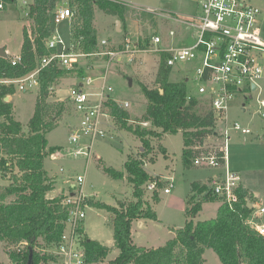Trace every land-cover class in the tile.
<instances>
[{"label": "trees", "instance_id": "1", "mask_svg": "<svg viewBox=\"0 0 264 264\" xmlns=\"http://www.w3.org/2000/svg\"><path fill=\"white\" fill-rule=\"evenodd\" d=\"M13 1L4 0V5ZM50 2L31 0L28 4L26 15L32 21L36 37H29L24 27L19 52L21 62L12 65L8 57L0 56V77L18 78L27 74L37 65L39 57L47 53L43 40L48 36ZM68 5L75 12L69 24L68 40L72 50L82 53L99 49L93 22L95 8L120 17L131 11L125 4L113 0H68ZM149 39L148 36L139 37L138 43L146 47ZM166 56L167 53H160L154 80L156 87L141 84L147 105L134 127L128 124L129 112L114 101L110 103L115 121L122 129L139 138L144 148L141 157H128L123 165L135 201L127 205L120 203L119 206L100 201L90 203L112 214L113 243L118 253L110 263L203 264L204 249L211 248L222 264H264V235L246 223L252 209L244 197L253 194L242 188L238 190L239 201L233 209L221 203L215 217L194 222L203 202L219 198L211 192L209 183L193 181L192 194L186 201L184 225L177 229L173 238L157 247L139 246L132 241L134 219H156L155 211L142 197L143 186L153 179L157 180L159 188L163 184L158 176H151L144 168V159L151 149V138L180 130L183 137L182 165L191 168L194 166L193 159L206 151L204 139L214 134L216 117L207 101L203 100L201 106L197 97L187 98L186 79L169 80L171 67L166 64ZM70 74L79 78L86 73L77 65L69 69L55 64L40 71L34 111L26 130L14 118L11 102L4 100L6 95L14 93L13 86L0 85V117H3L0 120V173L11 180L9 185L0 189V241L7 247L10 264H49L56 257L41 252L37 247L55 246L66 228L70 205L64 203L65 194L46 195L53 183L44 168V159L56 148L48 147L46 135L56 126V116L64 111L62 103H55L52 107L46 98L53 84ZM140 122H149L151 127L140 126ZM219 161L224 163V159ZM103 170L113 178L124 176L123 171L111 167L105 166ZM152 192L153 200L157 201V191ZM260 219L257 221L261 222ZM82 243L83 264H97L110 252L109 246L87 236ZM12 246L18 247L15 249Z\"/></svg>", "mask_w": 264, "mask_h": 264}, {"label": "rangeland", "instance_id": "2", "mask_svg": "<svg viewBox=\"0 0 264 264\" xmlns=\"http://www.w3.org/2000/svg\"><path fill=\"white\" fill-rule=\"evenodd\" d=\"M26 1V2H23ZM125 4L129 10L122 17L117 14H107L99 8L94 10L95 38L97 44L105 39L107 44L103 48H119L125 38L136 42L139 37H150L159 34L162 38L160 47H178L190 45L194 42L192 30H187L186 25L173 19L163 17L161 14L175 15L179 19L199 12V8L194 0H113ZM31 0H14L6 3L0 9V44L5 45L7 54H17L20 51L23 29L27 31L29 37L36 35V30L32 26V21L27 18V6ZM256 5L261 13L259 20L260 36H264V0H249ZM63 6H68V0H51L49 19L52 14ZM152 12H149V11ZM147 15V16H146ZM150 15V16H149ZM75 17V12L74 16ZM71 18V19H72ZM120 22L119 31L116 30V21ZM68 21H63L56 26V32L68 41L69 37ZM262 30V34H261ZM36 37V36H35ZM148 44L146 47H148ZM3 46V45H2ZM1 46V47H2ZM100 47V46H98ZM160 53L141 52L134 56L131 62H110L108 68L107 82L113 88L112 95L119 102L126 101L128 106L125 109L130 114L128 124L131 127L136 125V120L145 112L147 99L142 93L141 84L153 88L156 87L154 80L159 63ZM98 58L81 57L78 66L83 68L86 74L97 72L98 66L90 67L97 62ZM104 61L101 64V72L104 70ZM196 61H178L170 71L169 80H186V89L190 94H197V81L194 80V68ZM131 79V85L128 83ZM79 78L73 74L60 78L51 88V93L46 98V102L52 107L55 103H62L64 111L60 116H56L55 127L47 133V143L56 146L44 159V168L52 180L53 187L47 191V196H57L68 192L79 190L77 175H84L82 182L81 209L85 212V217L79 223L81 242L84 236L95 239L110 247L107 256L97 264H111L110 261L117 253L118 249L113 243L112 214L106 209L90 204L100 201L108 205L119 206L135 201L132 195V186L126 179L124 162L128 157L139 158L144 151L142 142L134 134L126 129H122L118 122L114 123L107 135L94 140L93 156L86 159L84 155L68 154L74 147L68 140L70 124L73 122V109L67 100L69 88L76 83ZM99 82V81H97ZM14 88V93L10 95L12 113L24 129H28L27 123L34 111V103L38 91V84L33 85L28 90ZM260 90L252 92L251 96L243 97L239 93L228 102L227 125L233 121H238L242 127H248L251 132L243 134L240 130L230 128L228 130L229 139L226 143V165L230 169L237 170L241 179L248 184L250 190L257 197L258 206L264 208V118L259 111V100L264 99V83H260ZM203 105L202 98H198ZM244 104V106L242 105ZM54 114V110L52 111ZM51 115V114H49ZM3 117H0L2 120ZM112 121V122H113ZM224 119H217L214 131L223 129ZM140 126L149 128V122H140ZM88 138H83V145L89 144ZM221 136L209 135L204 139L203 147L220 145ZM75 148V147H74ZM183 148V137L181 131L176 133H163L161 137L151 138V149L144 160L148 162L152 156H156L155 161L148 162L146 169L150 174H162L163 176L172 174L173 186L169 192L165 193L163 188L168 186V182H163L158 189L159 199L153 201V192L143 186V199L154 202L152 208L155 211L156 219H134L131 225V237L134 244L146 247H157L172 238L177 229L182 227L185 221V191L192 175L201 176L206 181L211 173L223 170L220 168H202L193 166L184 168L181 160ZM167 149V155L164 156ZM56 151L61 154L54 156ZM153 159V158H152ZM145 164V163H144ZM111 167L123 171L122 178H113L103 167ZM168 179V178H167ZM165 180V179H164ZM163 181V180H162ZM9 177H2L0 173V189L9 185ZM73 185V187H71ZM10 199V198H9ZM218 202L209 200L202 204V209L195 217L197 220L210 219L215 216ZM261 222L264 223V213L261 215ZM23 245H20L22 247ZM18 246H12L17 248ZM6 245L0 241V262L10 264L7 255ZM38 250L51 253L56 257V245L52 247L40 248ZM203 264H222L218 255L211 249L205 248L203 252ZM49 264H58L57 257Z\"/></svg>", "mask_w": 264, "mask_h": 264}, {"label": "built area", "instance_id": "3", "mask_svg": "<svg viewBox=\"0 0 264 264\" xmlns=\"http://www.w3.org/2000/svg\"><path fill=\"white\" fill-rule=\"evenodd\" d=\"M194 1L199 12L188 18L179 19L174 14H161L165 18L185 24L187 30H192L194 36L192 44L160 47L161 36L153 34L150 36L148 47L140 46L138 40L132 42L125 38L119 48H103L107 41L101 39L99 49L91 53L72 50L71 42L56 32L58 24L63 21L70 22L74 15L68 6L58 8L48 22V36L43 40L47 53L39 57L37 65L27 74L18 78L0 77V85H12L26 91L38 84L40 71L48 65L55 64L70 69L78 64L81 57L98 58L99 64L96 62L90 64V67L92 70L94 66H98L100 70L79 77L67 94V100L73 109V122L70 124L68 140L75 147L71 151L67 150V153L84 155L89 159L93 156L94 140L105 137L114 123L115 118L110 112L111 101L124 109L128 106L126 101L119 102L112 95L113 88L107 82L110 62H131L134 56L141 52L167 53L166 64L171 68L178 61H196L194 80L197 81V94L187 93V98L197 97L207 101L216 121L224 119L225 124L223 129H219V133L214 131L216 137H222V143L206 147L202 155L193 159V165L202 168H223L222 173L210 179L209 186L220 203H226L233 209L239 201L238 190L242 185L239 172L227 167L225 162L228 130L230 128L240 130L243 134L250 133L251 130L242 127L238 121L227 125L228 102L239 93L248 94L243 95L245 98L251 96L252 92L261 89L260 83H264V39L260 36L258 24L260 9L249 0ZM3 7L4 0H0V9ZM8 59L12 65L21 62L19 53L8 56ZM103 61L104 70L100 74ZM259 103L260 107L264 108V99H260ZM242 105L244 106L243 103ZM259 113L264 118V110L261 109ZM83 138H88L89 144L83 145L81 143ZM61 153L56 151L53 155ZM220 159H224V163H221ZM83 180L84 175H77L79 190L68 192L64 198V203L70 205V211L66 228L59 243L56 244L58 264L84 263V248L79 232V223L85 217V212L80 207L84 197ZM167 180L168 186L163 188L165 193L173 186V179ZM146 188L157 191L159 189L157 180L147 182ZM244 199L252 209L246 223L252 225L260 235H264V223L257 221L264 213V208L254 209L259 204L254 194L246 195Z\"/></svg>", "mask_w": 264, "mask_h": 264}, {"label": "crops", "instance_id": "4", "mask_svg": "<svg viewBox=\"0 0 264 264\" xmlns=\"http://www.w3.org/2000/svg\"><path fill=\"white\" fill-rule=\"evenodd\" d=\"M260 13H261V11H260ZM261 19H263L264 20V16L261 18ZM259 20H260V14H259V19H258V23H259ZM261 34H262V30H261ZM263 39H264V36H263ZM3 45V46H2ZM3 47L4 48V50H5V45L4 44H0V47ZM21 48V47H20ZM5 52H6V55H7V57L8 56H10V54H7V50H5ZM20 52V51H19ZM18 54V53H17ZM11 55H14V54H11ZM78 81V80H77ZM76 81V82H77ZM10 95H12V94H8V95H6L5 97H7V99H5V97H4V100L5 101H10V99H11V97H10ZM116 98V97H115ZM11 102V101H10ZM17 120V119H16ZM24 128V127H23ZM24 130H26V129H24ZM219 131L220 130H216L215 129V132H217V133H219ZM53 146V145H52ZM48 147H50V145H48ZM150 155V154H149ZM151 156V155H150ZM164 156L166 157V156H168L167 155V149H166V152H165V154H164ZM155 159H156V156L154 155L153 156V159H151V160H149L148 162H153V161H155ZM148 162H146V160H144V168L146 167V165L148 164ZM145 170L148 172V170L145 168ZM237 171V170H236ZM149 173V172H148ZM220 173H222V170L221 171H216V172H213V173H211V175H209L208 176V178H207V180L206 181H204V180H202V178H201V176H193L192 175V178H190V180H189V182H188V185H187V189H186V191H185V205H186V201H187V199L191 196V194H192V192H191V183L193 182V181H199L200 183H205V184H207V183H209V181H210V179L213 177V176H215V175H218V174H220ZM150 174V173H149ZM151 176H158L161 180H163V182L165 183V182H167L168 180H167V178L169 179V178H172V174H170V175H166V176H163L162 174H150ZM165 179V180H164ZM241 185H242V188L245 190V191H247V193H252L253 194V192H252V190H250V188H249V186H248V184L247 183H245L242 179H241ZM71 187H73V185H71ZM157 195H158V199H159V194H158V190H157ZM145 200H147V199H145ZM153 200V199H152ZM154 201V200H153ZM158 201V200H157ZM217 202H218V207H219V205L221 204L220 203V201L219 200H216ZM148 202V201H147ZM155 202V201H154ZM154 202H148L150 205H151V207H152V204L154 203ZM206 202V201H205ZM204 203V202H203ZM202 203V204H203ZM218 207H217V209H216V212H217V210H218ZM153 209V208H152ZM201 209H202V205H201ZM184 211H185V209H184ZM216 212H215V215H216ZM199 213V212H198ZM198 215V214H197ZM196 215V216H197ZM195 216V217H196ZM194 217V222H196V221H198L196 218ZM215 217V216H214ZM213 218V217H212ZM139 219H146V218H139ZM205 220V219H204ZM184 225V224H183ZM174 236H175V234H174ZM173 236V237H174ZM172 237V238H173ZM146 247V246H145Z\"/></svg>", "mask_w": 264, "mask_h": 264}, {"label": "water", "instance_id": "5", "mask_svg": "<svg viewBox=\"0 0 264 264\" xmlns=\"http://www.w3.org/2000/svg\"><path fill=\"white\" fill-rule=\"evenodd\" d=\"M119 25H120V22H119V20H117L116 21V30L117 31H119V29H120ZM0 56L7 57L6 52H5L3 47H0ZM128 83H129V85H131V79L130 78H128ZM5 99H7V97H5Z\"/></svg>", "mask_w": 264, "mask_h": 264}]
</instances>
